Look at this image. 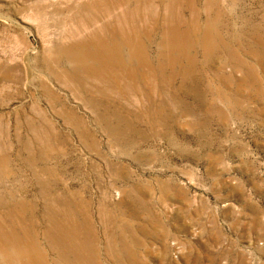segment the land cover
Returning a JSON list of instances; mask_svg holds the SVG:
<instances>
[{
	"label": "rangeland",
	"instance_id": "1",
	"mask_svg": "<svg viewBox=\"0 0 264 264\" xmlns=\"http://www.w3.org/2000/svg\"><path fill=\"white\" fill-rule=\"evenodd\" d=\"M0 264H264V0H0Z\"/></svg>",
	"mask_w": 264,
	"mask_h": 264
},
{
	"label": "bare ground",
	"instance_id": "2",
	"mask_svg": "<svg viewBox=\"0 0 264 264\" xmlns=\"http://www.w3.org/2000/svg\"><path fill=\"white\" fill-rule=\"evenodd\" d=\"M178 45H182V41L179 40L175 43V47H178ZM115 50L116 47H115ZM135 53V52H134ZM73 54V53H72ZM72 54H70L72 56ZM136 54V53H135ZM86 55H94L97 62L99 63L96 67L94 74L98 78H109L111 74L117 75L116 68L114 67V61L117 58V55L108 47H99L96 52L84 54V55H77L76 57H72L76 62L83 63L86 62L84 57ZM138 56L142 58L141 50L138 49ZM87 64L83 66V68L86 70ZM73 242H78V236L76 233L73 234L72 238Z\"/></svg>",
	"mask_w": 264,
	"mask_h": 264
}]
</instances>
